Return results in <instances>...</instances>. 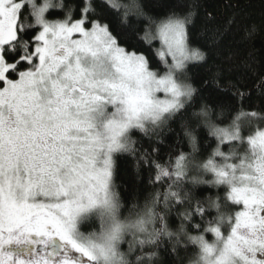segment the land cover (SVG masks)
<instances>
[{
    "label": "snow or ice",
    "instance_id": "6c2138e0",
    "mask_svg": "<svg viewBox=\"0 0 264 264\" xmlns=\"http://www.w3.org/2000/svg\"><path fill=\"white\" fill-rule=\"evenodd\" d=\"M201 8L173 0L156 20L139 0H0V264H264V62L229 54L197 86ZM121 11L147 20L162 73L112 32ZM203 20L209 52L237 24ZM260 35L264 13L243 42ZM117 155L133 162L128 203Z\"/></svg>",
    "mask_w": 264,
    "mask_h": 264
},
{
    "label": "trees",
    "instance_id": "16d2710c",
    "mask_svg": "<svg viewBox=\"0 0 264 264\" xmlns=\"http://www.w3.org/2000/svg\"><path fill=\"white\" fill-rule=\"evenodd\" d=\"M42 1L43 0H37V3H41ZM172 2L173 0H139V3L142 4L145 13L156 20H159L166 14L167 6ZM201 3L204 5V8L214 13L218 23L223 24L228 16L235 13L237 24L233 26L232 32H230L224 40L220 42L218 50L212 49L211 52H209V47L205 43L204 36L201 34V26L204 23V8L199 10L198 15L195 17V26L192 28L191 46L199 47L202 51L208 53L210 58L207 63L198 64L193 62L189 65L190 75L197 86L199 85L201 78L209 75V67L214 63L224 61L229 54H235L242 58L247 53L249 48L254 46L257 50L258 60L264 62V35L257 36L251 43L243 42L244 27L253 22L257 24L260 23L262 13H264V0H201ZM228 5H234V7ZM60 15L61 14L57 10H51V14L48 15V19H55ZM122 16V11L119 15L115 12L106 13L107 22L111 25L112 32L120 37L121 44L125 43V39L129 41V50H131V44H136L137 50L144 51L148 54L151 64L153 66H158L159 70L162 72L164 70V65L155 55V50L159 46L158 40H153L151 45H148L140 39L147 27V20L130 16L128 18V23H123L120 18ZM225 67H227V65H225ZM198 104L199 99H197V105ZM245 134H247V131ZM136 135L138 136L139 134ZM198 135L206 136V129H198ZM164 139L166 141V150L167 143H170L171 141L168 139V136H165ZM204 143L205 141L201 140V144ZM208 143H211L212 147H215L216 142L214 139H211ZM184 150L189 151L186 145L184 146ZM210 151L211 148L207 149V152ZM225 151H227V148H225ZM207 152H205L204 155H207ZM115 159V183L119 186L117 191L121 193L125 203H128L133 189V162L129 157L124 155H117ZM148 191H150V189L142 188L141 196L143 197V195H145ZM197 192L199 195L208 194V191L204 189L203 186L198 187ZM211 194L214 196L215 191ZM222 194L223 192L221 190V195ZM141 202H143L142 198ZM82 230H89L88 225H83ZM208 238L211 239V234H208ZM189 251H191V246Z\"/></svg>",
    "mask_w": 264,
    "mask_h": 264
},
{
    "label": "rangeland",
    "instance_id": "374dc122",
    "mask_svg": "<svg viewBox=\"0 0 264 264\" xmlns=\"http://www.w3.org/2000/svg\"><path fill=\"white\" fill-rule=\"evenodd\" d=\"M42 2H43V1H42ZM42 2H41V3H42ZM158 42H159V41H158ZM159 47H161L160 42H159V46H158L157 49H160ZM169 59H170V58H169ZM164 70H165V69H164ZM164 70H163V71H164ZM163 71H162V72H163ZM162 72H161V73H162ZM160 95H161V97H162V94H160Z\"/></svg>",
    "mask_w": 264,
    "mask_h": 264
},
{
    "label": "bare ground",
    "instance_id": "6f19581e",
    "mask_svg": "<svg viewBox=\"0 0 264 264\" xmlns=\"http://www.w3.org/2000/svg\"><path fill=\"white\" fill-rule=\"evenodd\" d=\"M160 48V47H159Z\"/></svg>",
    "mask_w": 264,
    "mask_h": 264
}]
</instances>
